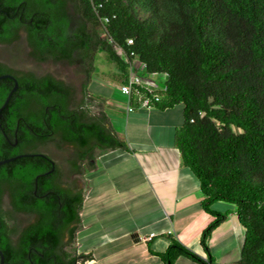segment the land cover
<instances>
[{
	"label": "trees",
	"instance_id": "obj_1",
	"mask_svg": "<svg viewBox=\"0 0 264 264\" xmlns=\"http://www.w3.org/2000/svg\"><path fill=\"white\" fill-rule=\"evenodd\" d=\"M20 28L38 59L47 52L56 61L70 59L79 49L87 65L84 91L99 51L117 68L120 84L127 79L133 55L147 71L166 75L159 93L167 100L156 107L182 105L174 146L181 164L197 178L201 207L213 219L199 236L205 258L168 236L163 252L150 251L162 264H173L180 256L214 264L208 241L229 214L213 209L216 201L232 204L244 229L239 257L232 264H264V0H0V47L13 58L19 56ZM8 70L0 62V75ZM19 85L4 112L30 90L41 107L55 112L39 116L71 142L82 146L93 138L101 148L127 150L101 118L97 122L82 108H70L73 85L48 76L22 79ZM12 86L9 78H0V107ZM41 127L35 123L36 130L43 131ZM2 148L0 137V158ZM28 235L35 236V227ZM39 239L59 244L58 238ZM0 247L9 249L1 238ZM77 261L68 250L54 253L53 264Z\"/></svg>",
	"mask_w": 264,
	"mask_h": 264
},
{
	"label": "crops",
	"instance_id": "obj_2",
	"mask_svg": "<svg viewBox=\"0 0 264 264\" xmlns=\"http://www.w3.org/2000/svg\"><path fill=\"white\" fill-rule=\"evenodd\" d=\"M107 120L106 127L111 125L108 116ZM182 122V105L131 112L124 108L122 131L112 128V133L126 143L127 150L106 148L83 177L74 240L78 251L90 256L85 264H162L150 251L163 252L168 236L206 257L199 236L213 216L202 209L199 182L181 164L174 146ZM211 207L229 214L211 233L210 254L214 264H232L238 257H224L214 248L225 249L229 238L241 244L244 229L232 204L216 201ZM173 264L197 263L180 256Z\"/></svg>",
	"mask_w": 264,
	"mask_h": 264
},
{
	"label": "flooded vegetation",
	"instance_id": "obj_3",
	"mask_svg": "<svg viewBox=\"0 0 264 264\" xmlns=\"http://www.w3.org/2000/svg\"><path fill=\"white\" fill-rule=\"evenodd\" d=\"M18 35L17 54L24 53L25 58L18 56L10 61L0 60L10 68L3 74L10 75L6 78L12 81L13 86L16 84L15 89L20 88L22 79L35 80L46 76L60 79L75 88L70 108H82L74 106L78 94L84 91L87 77V65L81 51L73 50L70 59L56 61L50 52L38 59L31 55L24 28L18 30ZM58 64L74 66V76L81 77L79 89L50 69ZM45 66L48 68H41ZM1 109L0 137L4 156L0 160L8 161L0 164V238L7 242L9 249L6 251L0 247V264H53L54 253L66 251V243L72 242L70 238L75 239L79 226L75 216L79 217L83 202V167L88 160L92 162L97 158L94 151L101 147L93 138L78 146L54 130L45 118L39 116L41 112L55 113L54 109L41 107L33 91L20 93L15 106H8L5 112ZM90 118L97 122L100 119L98 115ZM35 123L42 126L43 131L36 130ZM48 147L60 155L52 154ZM67 148L70 152L62 154ZM33 227L35 236L28 235ZM45 230L49 233L42 234ZM39 238H58L59 244L53 246L51 239ZM77 254L81 255L79 251Z\"/></svg>",
	"mask_w": 264,
	"mask_h": 264
},
{
	"label": "rangeland",
	"instance_id": "obj_4",
	"mask_svg": "<svg viewBox=\"0 0 264 264\" xmlns=\"http://www.w3.org/2000/svg\"><path fill=\"white\" fill-rule=\"evenodd\" d=\"M15 56L16 55L13 56V54H11L9 49L7 51L5 49H2V47H0V60L3 59L4 61H10V59H13V57ZM19 57L25 58V54L21 53ZM16 63L18 64L17 61L15 62V64ZM46 67L47 66L41 68L44 69ZM50 69L54 73H56V75L61 76L65 80L74 83L77 86V89H79L81 77L74 76L76 75L74 71L75 70L74 66L58 64L54 67H50ZM86 85L87 86L85 91L81 95L78 94V97L75 99L74 105L80 104V106H82V109L85 111L87 117L98 115L104 122L107 123L108 121L107 116H108L110 118V123L112 127L108 123L107 128H109L111 132H113L112 131L113 129L117 133L121 132L123 128V114H124L126 96L119 89L120 86L119 72L117 68L114 66V64L109 61L105 52L99 51L96 54V58L94 62V71L91 74V78L89 79ZM174 106L179 107L181 106V104ZM45 149L47 150V148ZM48 149L49 151L52 152V154L60 155V152L54 150L52 147L50 148L48 147ZM105 150L106 148H101L98 150L95 149L94 156L98 157V155H100ZM65 152L68 153L70 151L67 148L66 151L65 150L62 151V154ZM94 166H95V159L92 162L88 160L86 162V167L85 166L83 167L84 168L83 172H85L89 167H94ZM239 245L240 243L237 244L235 242V239L231 240V238H229V244L226 246L225 249L219 247V248H214V251L215 252L220 251L219 253L226 255L224 257L227 256L232 258L236 257L235 259H237L240 253ZM66 250L70 251L71 253L77 256L78 264H85L84 261L82 260V257H79L80 255L77 254L78 249L75 240H72L71 243L68 242L66 243ZM222 254L221 256L223 257ZM222 264H230V263L223 261Z\"/></svg>",
	"mask_w": 264,
	"mask_h": 264
},
{
	"label": "built area",
	"instance_id": "obj_5",
	"mask_svg": "<svg viewBox=\"0 0 264 264\" xmlns=\"http://www.w3.org/2000/svg\"><path fill=\"white\" fill-rule=\"evenodd\" d=\"M127 41L131 43L132 39L129 38ZM116 50L118 53H122L120 48H116ZM165 77L164 73L147 71L145 64L133 55L130 59L127 79L119 86L120 91L126 96V111L131 112L137 108H152L158 103L165 102L167 98L159 93Z\"/></svg>",
	"mask_w": 264,
	"mask_h": 264
},
{
	"label": "water",
	"instance_id": "obj_6",
	"mask_svg": "<svg viewBox=\"0 0 264 264\" xmlns=\"http://www.w3.org/2000/svg\"><path fill=\"white\" fill-rule=\"evenodd\" d=\"M3 77H10V75H7V74L0 75V78H3ZM15 88H16V84H15V85L11 88V90L8 92L7 97H6L5 101H4V103L2 104V106L0 107V109H1V108L7 103V101H8V99H9L10 95H11L12 92L15 90ZM6 161H8V159L0 160V164H1V163H4V162H6Z\"/></svg>",
	"mask_w": 264,
	"mask_h": 264
}]
</instances>
